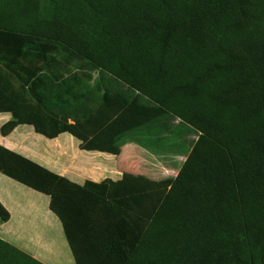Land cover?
Returning <instances> with one entry per match:
<instances>
[{
	"label": "trees",
	"instance_id": "1",
	"mask_svg": "<svg viewBox=\"0 0 264 264\" xmlns=\"http://www.w3.org/2000/svg\"><path fill=\"white\" fill-rule=\"evenodd\" d=\"M3 110L2 134L114 154L179 136L175 174L83 185L0 147V171L50 195L75 264H264V0H0ZM0 264L43 263L0 238Z\"/></svg>",
	"mask_w": 264,
	"mask_h": 264
},
{
	"label": "crops",
	"instance_id": "2",
	"mask_svg": "<svg viewBox=\"0 0 264 264\" xmlns=\"http://www.w3.org/2000/svg\"><path fill=\"white\" fill-rule=\"evenodd\" d=\"M68 69L72 71L73 65L65 62L48 66L45 71L65 76ZM23 116L29 118L24 111ZM12 119L11 112L0 111V147L78 185L105 179L117 182L125 171L157 179L152 175L156 173L153 166L163 169L158 172L163 178L175 174L184 159L180 155L179 136L176 150H171L168 137L159 135L156 147L129 142L119 154H114L82 149L81 140L68 131L49 138L36 132L30 123H20L8 134H2L1 126ZM72 122L67 119V123ZM182 144L184 148V137ZM50 199V195L0 171V206L9 215L6 220H0V238L43 264H75L62 222L50 208Z\"/></svg>",
	"mask_w": 264,
	"mask_h": 264
},
{
	"label": "rangeland",
	"instance_id": "3",
	"mask_svg": "<svg viewBox=\"0 0 264 264\" xmlns=\"http://www.w3.org/2000/svg\"><path fill=\"white\" fill-rule=\"evenodd\" d=\"M73 70H74V69H73ZM26 101H27V100H26ZM29 105H30L29 102H25V106H29ZM31 107H34V108H35L34 105L30 106V108H31ZM45 115H46V114H45ZM46 116H47V115H46ZM47 117H48V116H47ZM44 118H45V117H44ZM148 141H149V139H147V142H148ZM150 143H151V141L148 142L146 146L149 147ZM155 147H156V145H155ZM158 167H159V166H158ZM158 167H156V166L154 167V166H153V170L155 169L154 171H156V173H155V174H152L153 177H154V178H157V179H159V178L161 177L160 175H162V174H158V172L163 170V169H158ZM159 168H160V167H159ZM110 204H113V201H110ZM70 229H71V228H70ZM71 232H72V234H73V229H71ZM73 239H74V236H73ZM74 241H75V240H74ZM75 242H76V241H75Z\"/></svg>",
	"mask_w": 264,
	"mask_h": 264
}]
</instances>
